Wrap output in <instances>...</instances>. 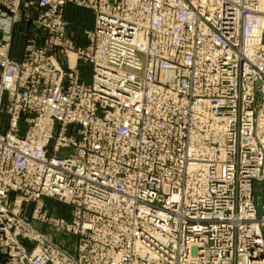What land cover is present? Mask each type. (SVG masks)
Listing matches in <instances>:
<instances>
[{
  "label": "built area",
  "instance_id": "1",
  "mask_svg": "<svg viewBox=\"0 0 264 264\" xmlns=\"http://www.w3.org/2000/svg\"><path fill=\"white\" fill-rule=\"evenodd\" d=\"M171 1L37 0L32 21L55 35L56 46L73 47L65 36L67 6L96 14V28L85 31L90 80H81L75 70L67 86L57 76L58 65L41 61L39 53L31 60L13 59L14 33L26 0H0V247L10 255L4 264H113L110 253L128 248L124 237L111 242L125 217L116 220L115 210L100 208L94 199L121 192L112 181L134 180L141 192L132 195L133 201L150 213L145 221L156 231L165 223L176 239L162 243L142 220L134 226V237L158 255L160 264L192 256L201 264H264V215L258 214L256 195L259 184L264 209V144L258 132L264 110V27L257 52L249 56L244 50L252 29L248 19L264 11L256 9L259 0H181L182 7ZM184 11L193 14L192 21L179 17ZM161 13L170 15L159 19ZM168 21L182 22L184 28L180 40L169 46L173 52L161 57L155 44L171 39L172 27L159 33ZM140 35L149 47L138 42ZM204 47L215 61L201 57ZM169 66L176 68L172 82L161 79L162 68ZM40 75L51 83H43ZM198 84L212 92L198 91ZM158 88L175 92L177 101L147 93ZM210 96L224 100L214 115L231 117L223 141H206L226 150L220 174L215 158L188 151L192 101ZM125 119L135 129L118 140ZM30 144L40 146L38 156L22 151ZM196 160L210 166L208 191L197 194L192 204L172 200L193 181L186 164ZM43 197L70 206V217L48 214ZM17 198L30 200L28 215L13 208ZM120 202L127 199L120 196ZM34 223L76 235L78 254L38 232ZM27 245H35L32 253ZM132 262L154 264L135 252L121 264Z\"/></svg>",
  "mask_w": 264,
  "mask_h": 264
},
{
  "label": "bare ground",
  "instance_id": "2",
  "mask_svg": "<svg viewBox=\"0 0 264 264\" xmlns=\"http://www.w3.org/2000/svg\"><path fill=\"white\" fill-rule=\"evenodd\" d=\"M161 0H155L156 3H159ZM213 0H204L203 2H212ZM172 5L175 6H183L184 4L181 2V0H172ZM256 9L260 11H264V0H259L258 5L256 6ZM159 19L165 18L168 19L169 13H161L156 14ZM183 21L189 20L192 21L193 14L189 11H184L179 16ZM248 23L252 25V29L248 30L245 35V43H244V50L247 52L249 56H253L257 51V42L258 38L260 36V33L264 27V15H260L259 17L250 16L248 19ZM149 27L152 28L153 24L151 22H148ZM172 30L170 32L171 39H164L161 38L158 40V42L155 44L157 46V49L161 55V57L169 56L173 49H170L169 46L178 42L180 40L181 32L180 30L184 28V24L182 22L178 23H171L168 21L167 25L162 27L159 30L160 34H166L169 32V30ZM203 32L206 34V31L203 30ZM138 42L141 43V45L149 47V42L147 38H143L142 35L139 36ZM264 49V48H263ZM71 53V52H70ZM72 56V62H74L75 56L70 54ZM98 56L101 58H104V55L99 52ZM207 56H211L208 54V50L206 47H204L201 50V57L205 58ZM213 61L216 60V55L211 56ZM154 60H150L151 64H154ZM176 68L169 66V67H163L161 70V79L165 81L172 82L175 76ZM219 76H216L213 78V80H218ZM208 88L211 92L212 89L205 84H198V91L202 92ZM159 90H153L148 89V94H153L160 100L163 99L164 102L167 100L177 101L176 93L172 90H164L162 88H158ZM186 101V100H185ZM224 103L223 99L216 100L213 97H208L204 100H195L192 101V104H194L192 110H193V122H194V129L191 132L190 135V143L188 144V151L191 153V155L200 154L205 157H211L215 158L217 161L215 163V171L216 173L220 174L223 170V164L222 160L226 156V150L222 147L219 148H211L206 144V141L208 139H214L218 141H223L225 137V132L227 128L229 127V124L231 122V117H216L214 115L215 108H217L218 105H221ZM184 106H186V103H182ZM46 108L48 112L52 111V107L50 106V103H46ZM158 114L160 113L157 112ZM123 124L125 126V130L123 133L118 134V140H122L124 136L129 131H134V124L130 122L128 119H125L123 121ZM259 124L261 127H259L258 132L261 133V139L264 144V110L262 111ZM150 125V124H147ZM42 128V127H41ZM22 151L27 152L30 157H36L40 153V146L34 147L33 145H26L21 146ZM145 158L142 157L141 160H144ZM186 169L189 172L190 176L192 177V182L184 184V194L175 193L172 200H179L182 199L186 204H192V200L197 196V194H203L205 195L209 188L208 183V175L210 173V166L208 164L200 163L199 161H188L186 164ZM199 173H202L201 176H198ZM137 177H135L136 179ZM111 183L115 184L116 187H121V192H114L110 195L109 199L106 196V193H100L99 196H97L94 201L97 206L100 208L106 210V211H114V218L117 220L119 217L124 216L125 221L123 223H118V233L115 234L111 238L112 244H117L122 237L125 238L126 245H128V248H124L119 251H113L111 252L113 264H121L125 257L130 252L138 253L142 257L148 258V260L154 264H160V259L158 255L154 252H151L148 250L144 244L142 243L140 238L134 237L135 234V228L134 226L140 221L148 225L152 232L154 233L153 236L157 239H159L162 243H166L167 241L176 243L175 236L172 235V231L167 228V225L165 223L161 224L162 230L156 231L153 226L145 221V217L149 215L146 211V209L142 208L140 209L139 206H136V204L133 201V196L136 195L139 192H141L140 188L136 185L135 180L131 182L124 183L122 181H112ZM66 197H70V193L65 194ZM120 196L125 197L127 199V202H120ZM171 200V201H172ZM119 211V213L116 212ZM243 214H246V212H243ZM101 235L106 236L107 230L103 229ZM139 262H132L131 264H135ZM174 264H201L200 260L197 257H189L184 258L180 262H175Z\"/></svg>",
  "mask_w": 264,
  "mask_h": 264
},
{
  "label": "rangeland",
  "instance_id": "3",
  "mask_svg": "<svg viewBox=\"0 0 264 264\" xmlns=\"http://www.w3.org/2000/svg\"><path fill=\"white\" fill-rule=\"evenodd\" d=\"M37 0H26L24 9L21 10V20L20 23L17 25L19 28H16L14 39L16 40L14 45L19 53V57L21 60L24 58L27 60L34 59V55L38 54L40 60L56 67L58 65L59 71L57 76H61V82L65 85L69 86L71 82V76L73 71L78 70L80 79L83 81L88 82L91 77V70L93 66L91 64L90 57L88 56L87 50V42L84 45H76L72 42V48L67 46H56L53 41H55V35H48L46 30L40 24L34 23L32 18L35 19L37 16L38 4ZM28 4V5H27ZM33 7L36 9L33 12L31 11ZM87 9V8H85ZM29 10V11H28ZM89 10V9H87ZM31 11V13H30ZM37 11V12H36ZM26 12L29 13L26 14ZM94 13L93 11H91ZM89 12V13H91ZM26 14V15H25ZM95 15V26L93 29L87 30H94L96 28V14ZM51 31H49L50 33ZM66 36V33H65ZM67 38V37H66ZM46 39V40H45ZM25 40H27L25 42ZM71 52V53H70ZM42 53L44 56H42ZM70 54L74 55V62H72L73 58ZM90 55V54H89ZM38 57V58H39ZM15 60V59H14ZM16 62H20V60H15ZM53 62V63H52ZM57 64V65H55ZM74 69V70H73ZM40 80L43 83L50 84L51 82L46 81L43 76H39ZM261 193V192H260ZM257 195V194H256ZM258 196V195H257ZM259 195L258 199H260ZM43 201L45 202V210L48 214H53L57 216V218H63L65 216L70 217L71 207L65 203H62L58 200H54L50 197H43ZM48 201V202H47ZM261 201V199H260ZM262 202V201H261ZM51 203V204H48ZM258 203V200H257ZM21 214L25 213V215L29 214V208L31 209L30 200L27 198H17L16 203L13 206ZM25 208H27L25 210ZM70 211V212H69ZM40 226L41 228H39ZM34 227L39 230L43 235L47 238H50L52 241L57 243L60 247L65 249L68 252H71L73 255L78 254L77 249V236L73 233H67L63 231H58L55 228L51 227L47 224L42 223H34ZM72 245V246H70ZM28 251L32 253L35 248V245H27ZM0 251L5 256V260H9V253L8 250L5 248L0 247ZM30 259H33L31 257ZM18 263H20V258L17 257Z\"/></svg>",
  "mask_w": 264,
  "mask_h": 264
},
{
  "label": "crops",
  "instance_id": "4",
  "mask_svg": "<svg viewBox=\"0 0 264 264\" xmlns=\"http://www.w3.org/2000/svg\"><path fill=\"white\" fill-rule=\"evenodd\" d=\"M36 9L33 7L31 10L33 12ZM29 11V10H28ZM30 11V13H31ZM90 10H87L82 7H77L75 5H69L65 9V19L67 22L66 26V37L67 39L71 40L74 44L78 46H82L87 42L85 31L87 29H93L95 26V15L94 13H89ZM26 14L29 15L28 12ZM25 14V15H26ZM16 28H19L18 26ZM16 31V30H15ZM15 34V33H14ZM15 39L13 38V44H12V57L15 60H21L19 57V49H17L14 45ZM27 40H25L26 42ZM48 202V201H47ZM16 202H14L15 204ZM51 204V203H48ZM27 208H25L26 210ZM70 212V211H69ZM41 228L40 226H38ZM72 246V245H70ZM5 262V256L0 251V264H4Z\"/></svg>",
  "mask_w": 264,
  "mask_h": 264
},
{
  "label": "water",
  "instance_id": "5",
  "mask_svg": "<svg viewBox=\"0 0 264 264\" xmlns=\"http://www.w3.org/2000/svg\"><path fill=\"white\" fill-rule=\"evenodd\" d=\"M260 192H261V190H260V185L257 184V186H256V194L259 196V195H260ZM257 209H258V214H259V215H261V216L264 215L263 204H262V202L260 201V199H258Z\"/></svg>",
  "mask_w": 264,
  "mask_h": 264
}]
</instances>
